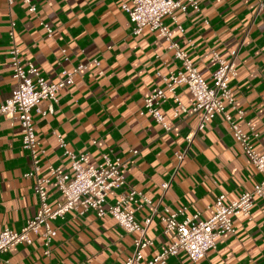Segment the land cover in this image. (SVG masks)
I'll return each instance as SVG.
<instances>
[{
  "label": "crops",
  "instance_id": "obj_1",
  "mask_svg": "<svg viewBox=\"0 0 264 264\" xmlns=\"http://www.w3.org/2000/svg\"><path fill=\"white\" fill-rule=\"evenodd\" d=\"M130 1L32 0L36 11L30 13L21 0L11 5L0 0V105L15 88L9 56L13 45L49 82H57L64 69L87 66L74 75L73 83L58 90L51 112L33 113L40 143L37 176L46 177L49 166L72 174L54 133L62 135L68 149L84 153L91 165L100 163L104 153L119 157L126 185L111 189L104 206L128 189L150 199V205L135 212L136 221L146 227L145 237L153 241L143 251L147 260L168 244L160 220L164 208L186 207L187 215L198 211L202 218H209L216 197L225 195L226 203L235 200L262 176L235 143L221 115L188 141L197 117L189 111L192 97L185 85H178L176 93L186 111L174 115L177 104L171 94L160 101L169 130L140 113L144 99L164 88L161 75L176 72L181 63L156 32L144 28L138 35L132 33L133 25L122 9ZM196 1L198 11L175 9L176 22L170 16L162 21L206 79L216 67L212 51L225 57L237 50L236 75L229 84L236 106L243 110L239 124L245 128L249 122L255 128L259 135L254 144L263 150L264 0ZM11 22L13 39L8 34ZM45 23L52 29L51 36ZM94 59L98 66L92 63ZM48 106L49 101L39 105L42 110ZM21 142L18 119L0 117V232L4 227L20 230L39 206L35 180L25 177L33 165ZM176 152L183 154L181 160ZM164 182L169 183L166 189ZM46 191L50 206L63 201L55 180L47 184ZM147 218L150 222L145 225ZM51 225L57 233L50 256L43 255L41 236H33L31 244H18L0 253V264H125L138 235L125 232L109 215L100 217L94 211L84 215L69 211ZM233 227L234 233L219 239L216 248L196 262L181 250L165 264H264L262 200L255 199L250 219L233 217Z\"/></svg>",
  "mask_w": 264,
  "mask_h": 264
},
{
  "label": "built area",
  "instance_id": "obj_2",
  "mask_svg": "<svg viewBox=\"0 0 264 264\" xmlns=\"http://www.w3.org/2000/svg\"><path fill=\"white\" fill-rule=\"evenodd\" d=\"M15 0H6L8 5ZM30 13L36 11L32 0H21ZM131 0L129 4H123L122 9L127 13L132 23V33L138 35L144 28L156 32L167 43V48L173 50L174 57L180 61L181 69L161 75L164 88L157 89L143 101L142 114H148L153 121L165 130L170 127L165 116L160 111V101L171 94L177 104L174 115L178 111H186L176 93L178 85H185L192 97L189 111L196 115V129L187 135L188 141L205 128V126L217 115H221L227 122L233 139L238 144L250 164L261 174L262 179L255 183L251 190L244 191L240 196L230 202H225V195L215 198L212 205L213 213L209 218H202L198 211L187 215L186 207L176 211L164 208L160 214L163 222V235L168 237V244L153 257L144 260V250L153 244L151 239L145 237V226L135 219V212L144 204L150 205L151 201L142 192L135 189L122 191L112 204L104 206L108 192L113 188H123L126 185L125 176L121 172L123 162L119 157L111 158L108 154H102L101 162L96 165L89 163L84 153H75L67 148L65 139L61 134L54 133L59 146L68 158L72 174L62 173L60 167L49 166L46 177L37 176L39 160L37 150L39 140L34 131L33 113L46 115L52 111V104L57 101V92L68 84L73 83L74 75L87 66L79 64L71 70H62V77L57 82L47 81L41 74L36 64L23 58L22 51L17 45H13L9 51L12 77L15 80V88L12 94L0 105V117L9 120L18 119L22 134V148L31 158L33 168L25 173V177L34 178V193L38 197V209L31 218H28L18 231L4 227L0 232V253L7 252L18 244L29 245L33 236H41L43 255L48 257L51 253V242L57 233L52 227L51 221L64 219L69 211H75L78 215H84L88 211H94L97 216L109 215L125 232L138 233L134 239V249L127 257L125 264H165L167 260L179 251H185L188 257L196 262L207 251L216 248L219 239L234 233L233 217L243 215L251 218V211L258 197L264 206V149L258 150L254 144V138L259 133L249 123L244 126L239 124L243 119V110L235 103L230 79L236 75L237 50L229 51L227 56L221 57L216 51H212V59L216 67L209 78L203 77L194 66L188 53L182 49L173 39L172 32L163 23L162 18L170 16L174 22L175 9L186 11L188 7L198 11L196 0ZM13 26L9 37L13 39ZM48 36L52 29L48 24H43ZM177 28L182 31L180 24ZM96 66L99 61L94 59ZM160 75V74H159ZM41 101H49L46 110L39 105ZM136 154V150L131 151ZM178 160L183 154L176 152ZM55 180L63 201L54 207L47 201L46 186L51 180ZM169 183L164 182L162 188H168ZM181 216V219L178 217ZM150 219H145L148 225Z\"/></svg>",
  "mask_w": 264,
  "mask_h": 264
}]
</instances>
